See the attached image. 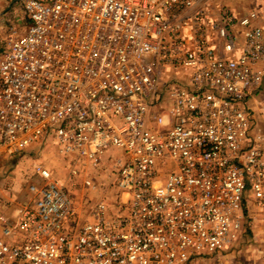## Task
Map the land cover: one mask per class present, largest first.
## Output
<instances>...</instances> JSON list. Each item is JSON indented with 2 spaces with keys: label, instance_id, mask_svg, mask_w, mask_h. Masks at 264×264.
I'll return each mask as SVG.
<instances>
[{
  "label": "built area",
  "instance_id": "2783aa9c",
  "mask_svg": "<svg viewBox=\"0 0 264 264\" xmlns=\"http://www.w3.org/2000/svg\"><path fill=\"white\" fill-rule=\"evenodd\" d=\"M23 8L28 27L0 56V176L52 136L72 177L112 158L117 195L99 197L76 225L68 186L38 164L28 201L1 217L0 264H220L250 199L264 208V133L246 104L264 83L259 9L215 0ZM160 66L182 67L161 93Z\"/></svg>",
  "mask_w": 264,
  "mask_h": 264
},
{
  "label": "rangeland",
  "instance_id": "374dc122",
  "mask_svg": "<svg viewBox=\"0 0 264 264\" xmlns=\"http://www.w3.org/2000/svg\"><path fill=\"white\" fill-rule=\"evenodd\" d=\"M6 1L11 7L15 5L21 10L22 22L17 20L18 17L4 22L3 28L0 29V56L3 50L7 48L9 38L15 33L22 35L28 27V21L23 11V0ZM225 1L228 4L235 2L237 6L232 8L242 13L248 12L249 8H258L260 11V4L264 5L263 0ZM21 16L19 15V17ZM180 68L174 66L159 67L161 77L157 92L163 91L165 83L179 78L182 71ZM189 71V69H184L185 73ZM260 91L263 95L254 98V104L251 108L254 109L253 114L255 113L254 124L256 129L264 133V83ZM165 95L167 97V93ZM155 96L156 93L154 92L151 95V100ZM251 100H248L246 104L251 106ZM158 110L159 105L150 107L148 116L152 117L151 115L157 113ZM111 153L119 156L126 154L125 150L118 148H112ZM38 164L49 167L54 178L68 186L77 210L76 225H81L90 219L94 204L99 197L106 198L111 202L115 201L117 189L114 186L116 176L112 169V158L105 159L104 163L96 169L81 164L83 172H85L72 177L70 174L71 160L60 153L58 142L49 136L46 142L32 145L18 156L13 157L7 164L4 174L0 176V239L5 237L6 224L1 217L13 218L19 212L22 204L29 199V184L41 181L35 173ZM87 176L95 182L94 188L85 186L84 180ZM245 220L243 232L220 256V264H264V208L258 202L250 199Z\"/></svg>",
  "mask_w": 264,
  "mask_h": 264
},
{
  "label": "crops",
  "instance_id": "0c3cea01",
  "mask_svg": "<svg viewBox=\"0 0 264 264\" xmlns=\"http://www.w3.org/2000/svg\"><path fill=\"white\" fill-rule=\"evenodd\" d=\"M14 0H11V2H13ZM24 1V0H23ZM218 1V0H215ZM220 1V0H219ZM218 1V2H219ZM264 1V0H263ZM220 2H222L223 4L227 5L228 7L232 8L233 6H237V4H235V2H231L230 4H228L225 0H221ZM230 5V6H229ZM232 5V6H231ZM15 6V5H14ZM6 1V0H0V29L3 28V24L5 21H7L8 19H13L14 17H18V21L22 22V14L21 10L18 9L16 6L14 7ZM261 8L260 13H261V17L256 21L257 24L264 26V5L260 4L259 6ZM18 9V10H16ZM234 9V8H232ZM236 10V9H235ZM252 10L251 8H249L248 12ZM241 12V11H240ZM242 13V12H241ZM247 13V12H244ZM19 15L21 17H19ZM262 91H260L254 98H256L259 95H263L261 93ZM254 98L251 100V107H253L254 104ZM254 110V109H253ZM255 114V113H254ZM256 118V117H255Z\"/></svg>",
  "mask_w": 264,
  "mask_h": 264
}]
</instances>
